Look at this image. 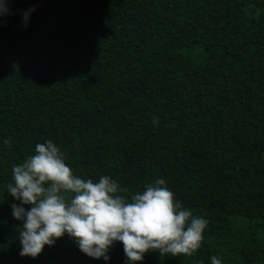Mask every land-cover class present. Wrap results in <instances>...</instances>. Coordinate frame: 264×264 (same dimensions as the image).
<instances>
[{
    "label": "trees",
    "instance_id": "trees-1",
    "mask_svg": "<svg viewBox=\"0 0 264 264\" xmlns=\"http://www.w3.org/2000/svg\"><path fill=\"white\" fill-rule=\"evenodd\" d=\"M0 264H264V0H0Z\"/></svg>",
    "mask_w": 264,
    "mask_h": 264
}]
</instances>
